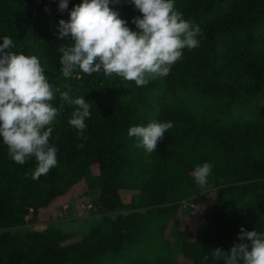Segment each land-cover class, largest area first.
<instances>
[{
	"label": "trees",
	"instance_id": "obj_1",
	"mask_svg": "<svg viewBox=\"0 0 264 264\" xmlns=\"http://www.w3.org/2000/svg\"><path fill=\"white\" fill-rule=\"evenodd\" d=\"M81 2L60 11L59 0H0V43L7 36L11 51L39 58L53 106L68 86L92 104L87 139L68 123L76 106L65 104L50 139L58 164L37 180L35 159L15 163L0 137V264H224L204 256L240 243L241 227L264 231V0H174L203 30L199 46L141 87L103 71L63 76L59 48L71 42L57 39L59 21ZM109 7L136 30L131 0ZM152 121L174 126L147 153L128 129ZM205 162L213 167L201 188L193 171ZM85 183L99 193L87 189L80 202L118 214L79 238L4 230L52 220Z\"/></svg>",
	"mask_w": 264,
	"mask_h": 264
},
{
	"label": "clouds",
	"instance_id": "obj_2",
	"mask_svg": "<svg viewBox=\"0 0 264 264\" xmlns=\"http://www.w3.org/2000/svg\"><path fill=\"white\" fill-rule=\"evenodd\" d=\"M110 0H82L73 7L69 21L60 20L58 40H68L59 52L65 78L77 70L87 75L103 71L136 86H146L151 80L169 75L172 66L183 57V49L199 46L203 35L199 25L186 20L176 10L174 0H131L141 15L132 18L136 30L118 18L109 7ZM119 3V0H112ZM69 0H59V10L68 9ZM47 10V9H46ZM13 40L7 36L0 43V137L8 147L12 160L24 165L35 159L33 180L46 176L58 164V148L50 143L53 122L64 111L65 104L75 105L68 123L84 136L85 121L91 116L92 104L83 96L71 98L68 91L60 94L59 106H53L55 89L48 82L45 69L36 56L15 53ZM172 122L152 121L147 126H132L128 136L135 138V147L147 153L155 152ZM83 147V144L77 145ZM212 164L196 166L193 177L205 188ZM238 239L229 251L215 248L204 260H223L224 264H264V231L240 228ZM244 241H249L246 243Z\"/></svg>",
	"mask_w": 264,
	"mask_h": 264
},
{
	"label": "rangeland",
	"instance_id": "obj_3",
	"mask_svg": "<svg viewBox=\"0 0 264 264\" xmlns=\"http://www.w3.org/2000/svg\"><path fill=\"white\" fill-rule=\"evenodd\" d=\"M87 189H89L87 183L80 185L72 192L70 197L63 199L55 211L52 220L35 223L27 222L21 226L6 228L4 230L26 234L35 231H44L47 228L53 227L79 238L101 223L105 217H113L118 214L117 212L105 211L92 205V203L80 202L79 195ZM89 190L93 192V197H96L99 193V191Z\"/></svg>",
	"mask_w": 264,
	"mask_h": 264
}]
</instances>
